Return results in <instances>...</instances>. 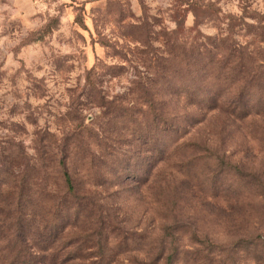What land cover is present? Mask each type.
Masks as SVG:
<instances>
[{
    "label": "rangeland",
    "instance_id": "rangeland-1",
    "mask_svg": "<svg viewBox=\"0 0 264 264\" xmlns=\"http://www.w3.org/2000/svg\"><path fill=\"white\" fill-rule=\"evenodd\" d=\"M20 192L43 264H264V0H0V264Z\"/></svg>",
    "mask_w": 264,
    "mask_h": 264
},
{
    "label": "trees",
    "instance_id": "trees-1",
    "mask_svg": "<svg viewBox=\"0 0 264 264\" xmlns=\"http://www.w3.org/2000/svg\"><path fill=\"white\" fill-rule=\"evenodd\" d=\"M58 168L60 169V173L63 179V184H64V193L65 196L62 198V200L66 203L69 201L70 198L75 197V187L72 181V178L69 174L68 171H66V166H65V162L64 161H59L58 162ZM22 192L19 193V195L17 196V202L15 204L16 208L18 209V211L20 210V208L23 207L22 204ZM14 223L11 225V227L9 229H13L12 231H14V239L15 242L12 243V248L10 249V252H12V254L10 253V260H8L6 258V260H8L6 263L7 264H43L41 261H38L35 259V257H33L31 254H26V250H25V245L22 241V236H23V231H22V226H23V216L21 214V212L19 211V215H17L14 218ZM12 240V242H13ZM170 256L167 257V259H169ZM3 259V261H6ZM159 260H151V262L149 264H158ZM171 262V261H170ZM62 262H58L56 263L55 260H53V262H51V264H60Z\"/></svg>",
    "mask_w": 264,
    "mask_h": 264
}]
</instances>
